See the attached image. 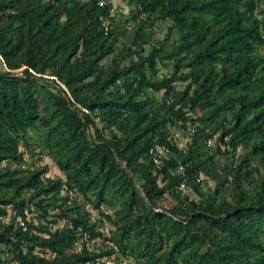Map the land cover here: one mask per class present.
<instances>
[{"label":"trees","instance_id":"1","mask_svg":"<svg viewBox=\"0 0 264 264\" xmlns=\"http://www.w3.org/2000/svg\"><path fill=\"white\" fill-rule=\"evenodd\" d=\"M126 1L0 0V264H264V0Z\"/></svg>","mask_w":264,"mask_h":264},{"label":"rangeland","instance_id":"2","mask_svg":"<svg viewBox=\"0 0 264 264\" xmlns=\"http://www.w3.org/2000/svg\"><path fill=\"white\" fill-rule=\"evenodd\" d=\"M110 3H111V10H112V13L114 14L115 18L122 19L125 15L128 14L130 4L127 3L126 0H110ZM132 21L133 20H131V18H130V20H127L125 22V24L130 26ZM167 22H168L167 19L155 20L152 23V25L151 24L147 25V29H149V31L152 32L153 36L160 37L166 29ZM0 67H2L1 62H0ZM166 67H167L166 65H164L163 63L160 62L159 66H158V71H163L166 69ZM176 83H177V85L181 84L180 80L176 81ZM169 129L173 135V139H174L175 143H177L178 145L184 144L185 140L188 138V134L186 133V131H184L181 127L176 126L174 124H170ZM237 149H238L239 153L242 151V145L240 143H237ZM24 155L28 158L27 153H25ZM219 159L221 161L224 159V157L220 156ZM37 161L38 162H45L47 164L46 173H48V174L60 173L59 169L56 167V165L53 163V161L47 155L42 154V156L39 159H37ZM201 183L204 186L211 185L212 179L204 177ZM187 190H188V193L190 195H196L190 187H188ZM171 200L172 199L170 197L166 196V197H162L161 202L163 203V205H168L171 202ZM91 212L92 213L94 212L93 209L91 210ZM27 214H29V212H27ZM57 223L58 224L61 223V220H59ZM106 226L107 225L104 223L102 228L105 229ZM96 239L97 238H95L94 240H96ZM127 258L129 259V261L132 264H134V261H133L131 256H128ZM117 260H115V262H113V263L110 262V264H119V260L118 261ZM92 264H96V262H94Z\"/></svg>","mask_w":264,"mask_h":264},{"label":"built area","instance_id":"3","mask_svg":"<svg viewBox=\"0 0 264 264\" xmlns=\"http://www.w3.org/2000/svg\"><path fill=\"white\" fill-rule=\"evenodd\" d=\"M97 3H105V2H110V0H96ZM109 14H113L111 10V5L109 7ZM142 14V12H141ZM101 24L105 28L108 25V19L107 18H102L101 19ZM190 130L192 129V126L189 127ZM205 142L208 144H217L221 149H226L228 152L232 154L233 158H236L239 151L237 149V144L233 145L231 142L228 141V133H222L221 137L218 136V131L212 132L210 135H207L205 138ZM152 152L155 156V159L158 157V155L162 152L161 146L155 145L152 149ZM178 168L181 167L180 164L177 165ZM202 174L198 173L195 178L199 179L202 178ZM176 186L180 189H184L186 191L188 186H186V182L184 180V176L180 179V181L176 184ZM119 264H132L129 259L125 256H121L119 259Z\"/></svg>","mask_w":264,"mask_h":264}]
</instances>
